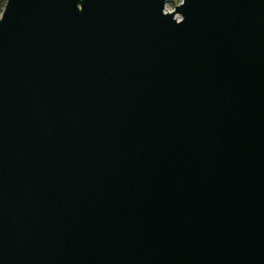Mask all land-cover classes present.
<instances>
[{
  "label": "water",
  "instance_id": "1",
  "mask_svg": "<svg viewBox=\"0 0 264 264\" xmlns=\"http://www.w3.org/2000/svg\"><path fill=\"white\" fill-rule=\"evenodd\" d=\"M166 3L5 1L0 264H264V0Z\"/></svg>",
  "mask_w": 264,
  "mask_h": 264
},
{
  "label": "rangeland",
  "instance_id": "2",
  "mask_svg": "<svg viewBox=\"0 0 264 264\" xmlns=\"http://www.w3.org/2000/svg\"><path fill=\"white\" fill-rule=\"evenodd\" d=\"M180 1H181V0H167V3H166V5H165L167 11H168V10H169V11L174 10L175 5L179 4ZM3 8H4V5H3L2 3H0V16H1V12H2ZM176 18L179 19L180 17H179V16H176Z\"/></svg>",
  "mask_w": 264,
  "mask_h": 264
},
{
  "label": "trees",
  "instance_id": "3",
  "mask_svg": "<svg viewBox=\"0 0 264 264\" xmlns=\"http://www.w3.org/2000/svg\"><path fill=\"white\" fill-rule=\"evenodd\" d=\"M5 1L6 0H0V3H2L3 5H5Z\"/></svg>",
  "mask_w": 264,
  "mask_h": 264
}]
</instances>
